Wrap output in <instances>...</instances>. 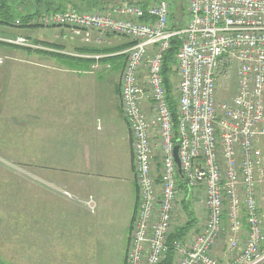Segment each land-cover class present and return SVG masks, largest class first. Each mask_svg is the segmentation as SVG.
<instances>
[{
  "label": "built area",
  "instance_id": "1",
  "mask_svg": "<svg viewBox=\"0 0 264 264\" xmlns=\"http://www.w3.org/2000/svg\"><path fill=\"white\" fill-rule=\"evenodd\" d=\"M187 2L188 20L179 29L173 27L169 0L121 1L89 11L69 8L38 15L31 23L67 28L65 39L90 42L94 33H113L132 43L123 52L121 102L133 138L140 202L128 264L162 263L182 182L195 197L202 195L206 221L191 240H175V264H264V0ZM176 36L181 40L174 83L177 128L163 77L164 54ZM0 41L44 48L27 36H0ZM4 63L0 57V68ZM234 72L236 94L220 99V88ZM145 98L152 103V117ZM62 193L78 199L66 189ZM79 201L96 211L94 196Z\"/></svg>",
  "mask_w": 264,
  "mask_h": 264
},
{
  "label": "crops",
  "instance_id": "2",
  "mask_svg": "<svg viewBox=\"0 0 264 264\" xmlns=\"http://www.w3.org/2000/svg\"><path fill=\"white\" fill-rule=\"evenodd\" d=\"M55 28L58 29L55 36L62 39L67 29ZM108 40L109 46L131 43L129 39L116 35ZM128 47L115 52L114 56L124 54ZM125 61L126 55L114 58L112 64L96 60L93 65L99 62L101 68L98 69L76 71L57 67L52 71L33 70L30 115L32 133L37 141L33 145L34 157L46 155L47 165L38 168V172L47 177L51 187L47 192L48 238L53 240V253L76 252L79 256L74 259H82L84 264L87 253H95L94 264H111L114 259L110 256H115V237L122 245L121 240L126 238L128 241L132 230L137 200L132 138L120 105L117 73L121 74ZM144 108L152 117L149 98L144 99ZM153 145L154 150H158L157 135L153 137ZM65 188L88 197L95 196L98 209L92 216L94 218L81 201L78 202L83 206L63 196ZM89 217L94 226L86 224ZM81 227L87 230L94 227L104 233L102 243L97 240L95 244H89L80 238L79 244H69L67 238L74 236L71 230ZM58 246L60 248L56 249ZM118 251L120 248H117V254ZM221 252L223 250L219 249L217 254L223 259L224 253ZM117 254L115 261H123Z\"/></svg>",
  "mask_w": 264,
  "mask_h": 264
},
{
  "label": "rangeland",
  "instance_id": "3",
  "mask_svg": "<svg viewBox=\"0 0 264 264\" xmlns=\"http://www.w3.org/2000/svg\"><path fill=\"white\" fill-rule=\"evenodd\" d=\"M12 1L15 6L17 5L18 11L23 10V6H25L24 0ZM71 1L73 2L72 5L75 7L81 9L91 8L83 7L79 0ZM103 1L107 0H102V2ZM112 1L116 4L122 0ZM169 1L172 2L174 7L176 20H188L187 0ZM56 27L60 28V26ZM57 31L58 29L55 27L39 26L36 28H20L17 24L10 27L0 26V36L12 38H14V36H30V38L32 37V39L40 41L60 43L63 45L64 49H67V52H77L78 54L80 52L79 49L83 46L109 45L110 43L108 39L111 36L116 35L117 37L125 38L124 36L113 33L103 35L94 33L90 42H84L79 37H68L66 39L62 38L64 39L62 40L61 37L58 38L55 36ZM66 32L68 33L69 29H67ZM50 35L52 37H50ZM100 36L102 41L99 42L96 38H99ZM103 39L105 40L103 41ZM22 47L0 45V57L5 59V63L0 68V258L8 264H84L82 259L80 261L74 259V257L79 256L76 252L72 251L62 254L56 251L53 253V240L52 238L50 240L48 238L50 226L48 221L47 192L51 189V187L49 186L47 177L38 172V168L46 167L47 157L46 155L34 157L35 149L33 145L37 144V141L34 140L32 133L33 125L31 124L30 115V108L32 105L33 70H36V72L37 70L42 72L43 70L52 71L57 69V67L69 69L74 68H72V66L65 59H59L57 56L42 55L41 52L26 49L24 46ZM44 49L53 50L50 48ZM74 70L79 71L80 69ZM175 70L176 73L173 77L174 83L178 72L176 65ZM117 73L119 75V100L121 103V109H123L121 102L122 75L119 72ZM226 80H228V82L224 83V86L220 88L219 98L228 100L234 97L237 92L238 78L236 72L232 73V75ZM105 84L108 85V83ZM22 120L24 123H21ZM131 151L137 198L133 215V218L135 219L140 202V188L135 171L133 138L131 140ZM154 155L155 163L159 168L160 154L157 149H155ZM65 189L78 198L75 201L63 194V196H66L65 198L67 200L74 203L76 202L81 204L78 202L79 200L88 199L90 197L84 195L82 192L71 191L67 188ZM202 198L201 194H199L198 198H196L194 191H192L191 194V191L185 192L184 189L181 188L178 197L177 214L173 220L171 234L176 228L183 227L188 221V213L183 207L184 199L191 203V207L194 210L199 222L184 237V239L182 238V240H185V242L191 240L193 236L202 228L206 221V211L202 203ZM97 209L95 212H92L88 208V212L91 214V217L95 216ZM86 224L92 226L95 225L90 217L88 218ZM77 232L80 233V236L77 235ZM72 233L74 236L67 238L71 241L68 243H71L72 246L79 244L80 238H82V240L84 239V241L89 244H95L97 240L102 243L101 238L104 234L94 229V227L92 230H87L84 227L73 228L71 230V234ZM107 237H109V240H112V237ZM130 240V237L128 241L126 238H123L121 240V245L119 244V239L115 237V256L117 254V248H120L117 256L118 258H123V261H115V256H110L111 259H114L111 260V264H128V249L130 246ZM110 244L112 245V242H110ZM59 246L56 247V249H59ZM65 250L67 251V248H65ZM94 256L95 253H87L86 264L96 263L92 260L94 259ZM176 260L177 256L175 257V262ZM98 264L104 263L99 262Z\"/></svg>",
  "mask_w": 264,
  "mask_h": 264
},
{
  "label": "trees",
  "instance_id": "4",
  "mask_svg": "<svg viewBox=\"0 0 264 264\" xmlns=\"http://www.w3.org/2000/svg\"><path fill=\"white\" fill-rule=\"evenodd\" d=\"M82 3L83 7H91L89 9H81L78 7L73 6V2L71 0H24L25 6H23V10L18 11L17 5L15 6L14 2L12 0H0V26L10 27L15 26L17 24V20H20V24H17L20 28H36L40 25L32 24V20L41 14L44 13H55V12H64L68 10L69 8H76L81 11H89L93 9L98 8H104L109 7L114 1L107 0H79ZM122 1H128L133 2V0H122ZM135 1V0H134ZM142 3L143 5H147L149 3H152L151 0H136ZM121 2V1H120ZM111 4V5H110ZM73 6V7H70ZM25 7V9H24ZM175 10L173 8V14H172V21H173V27L179 29L183 26L185 20L177 21L175 18ZM43 27V26H41ZM30 38V36L28 37ZM32 39V37L30 38ZM37 44L42 45L46 49H53V50H45L43 49H34L25 47L26 49H31L33 51L41 52L43 55L48 56H57L59 59H65L68 61V63L72 66L74 69H91L92 65L96 62V59L93 57H90L91 55L95 54H102L105 55L104 57L100 58V62L103 63H111L114 58L117 57H123L124 54H120L118 56H114L115 52L122 51L128 46H131L132 43L120 45V46H95V45H89V46H83L79 49V54L87 55V56H75L72 54H69L67 52V49L63 48V45L60 43H52L47 41H40L37 39H32ZM0 45H7V46H18L15 44H10L4 41H0ZM181 47V40L178 36L173 37L171 40V46L170 48L165 52L164 54V68H163V77H164V84L167 89L168 94V100L170 107L173 112L174 121L176 128L178 127V103L176 100V94L174 93V80L173 77L176 73L175 65H176V56L178 54V51ZM23 48V47H22ZM77 53V52H76ZM181 188L184 189L185 192L188 191V187L184 182L181 183ZM186 189V190H185ZM183 207L184 210L188 213V221L186 224H184L181 228H176L172 234H170L169 238V250L166 254L165 258L163 259L161 264H175V249H174V242L175 240L184 239V237L198 224L199 220L196 217V214L194 210L191 207V203L188 200H183ZM0 264H8L4 260L0 258Z\"/></svg>",
  "mask_w": 264,
  "mask_h": 264
},
{
  "label": "water",
  "instance_id": "5",
  "mask_svg": "<svg viewBox=\"0 0 264 264\" xmlns=\"http://www.w3.org/2000/svg\"><path fill=\"white\" fill-rule=\"evenodd\" d=\"M178 150H179V146L177 145L175 147L176 162H177V165H178V168H179V173L182 174V167H181V162H180V159H179V156H178Z\"/></svg>",
  "mask_w": 264,
  "mask_h": 264
}]
</instances>
